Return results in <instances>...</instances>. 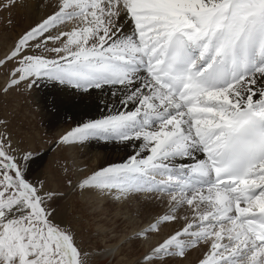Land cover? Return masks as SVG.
Here are the masks:
<instances>
[{"label": "snow or ice", "instance_id": "1", "mask_svg": "<svg viewBox=\"0 0 264 264\" xmlns=\"http://www.w3.org/2000/svg\"><path fill=\"white\" fill-rule=\"evenodd\" d=\"M25 6L0 0L7 26ZM35 6L44 15L10 43L0 33V264H102L153 236L136 264H182L192 252L197 264H264V0ZM46 88L57 93L37 100ZM19 96L29 111L108 109L52 147L99 140L131 151L90 173L65 158L53 180L38 171ZM70 197L116 205L123 219L88 208L69 219ZM140 201L166 208L122 235V224L144 215ZM169 225L178 227L165 234ZM86 230L105 243L85 248Z\"/></svg>", "mask_w": 264, "mask_h": 264}, {"label": "bare ground", "instance_id": "2", "mask_svg": "<svg viewBox=\"0 0 264 264\" xmlns=\"http://www.w3.org/2000/svg\"><path fill=\"white\" fill-rule=\"evenodd\" d=\"M33 8L36 9V6L30 5L29 10H32ZM28 17H29V14H28ZM32 17H34V16H32ZM35 17H36V15H35ZM49 93L56 94L57 90L51 89V88L41 89L38 94H34V95H35V98L37 100H40L42 96L48 95ZM61 95H63V94H61ZM99 96H100V94L96 93L94 95V97L89 98L88 103L92 104V100L95 98H98ZM29 99H31V98H29ZM105 99H107L106 96H105ZM34 111H35V116H36L35 118H37L38 122H41L42 125L44 126L42 128L41 127L38 128V130L36 129L37 130L35 132L36 138L34 139V141L35 140L38 141L39 137H41L42 140H44V139L49 140V138H51V137L58 138L59 135H61L64 131L69 130L72 127H74L78 121H80L82 119H88V118H99V116L101 114H105L108 111V109L104 108L103 105H101L99 110H97L95 107H89L85 112L84 109H71L69 106V110H67V111H61L58 114H50V113L44 111L42 106H41L40 108H38ZM74 113H75V115H74ZM51 130H53V132ZM34 141L32 143V147L36 148L38 151L41 152L42 159H43V155L47 151V148H45L44 150H40V144H38L39 142L37 144H35ZM39 141H41V140L39 139ZM130 151H131V149L126 150L122 145L114 144V143L105 144L104 142H101L99 140L90 142L84 146L78 147V148L73 149V150H65L62 148H56V150L54 151V153L52 155V158H54L52 170H53V173H55L56 175H58V177H60V169L58 168V164L65 162V158H67L69 163L74 164V171L75 172H77V173L89 172L90 173V171H88L87 165L85 168L83 167V165L85 166V164L89 161V159L93 158L92 162L94 163L93 164L94 167H92V169L95 170L101 166L108 164V163L121 162L122 160H124L126 158L127 154ZM116 157H119V159H116ZM92 162H90V163L92 164ZM38 163H39V161H38ZM86 168H87V170L84 171V169H86ZM92 169H89V170H92ZM79 202L82 204L83 203L84 204L90 203L92 212L94 211L95 213H98V216L103 215V214L108 215V213H109V214L113 215L112 219L118 218L119 215H120L119 216L120 218H123L121 211H120L118 206L112 205V204H107L103 200L92 202V200L85 201L84 199L81 198ZM134 207L144 208V215L140 217L141 219L137 218L134 222L130 223L129 225L131 226V228H130V230H127V232L125 234H127L128 232H131L134 228L146 226L147 222L149 221V219H151L152 216H155L157 214L162 213L165 209L164 208L165 205H164V207L159 206L160 208H162V210L157 211L155 214L154 212L157 208V203H153L151 205L145 206L144 203L142 202V203L135 204ZM99 208H101L103 210L99 212V210H101ZM96 209H98V210H96ZM149 211H151V212L149 213ZM145 213L148 214V216H146ZM153 213H154V215H153ZM98 216H97V218H98ZM144 216L148 217V218H145ZM151 239L149 241H145V243L147 244V242L148 243L151 242ZM103 241H105V240H103ZM147 246H149V245H147ZM120 250L121 249H119L118 252H116L114 254L115 259L118 258V255L120 254ZM110 256H113V255H110ZM121 260H123V262H121ZM121 260H119V264H133V263H135V262L131 261L130 258H127V257L125 260L124 259H121Z\"/></svg>", "mask_w": 264, "mask_h": 264}, {"label": "rangeland", "instance_id": "3", "mask_svg": "<svg viewBox=\"0 0 264 264\" xmlns=\"http://www.w3.org/2000/svg\"><path fill=\"white\" fill-rule=\"evenodd\" d=\"M45 2H47V0H45ZM30 5H32V6L36 5V0H26V6L25 7L12 10L11 19L13 20V25L11 27L7 26V24H6V20L8 19V13L0 14V33L3 34L5 43H10V41L13 38H15V36H17L20 32L25 30L30 25L34 24L36 22V20H38L40 18V16L44 15L43 9L38 10L37 8L36 9L33 8L32 10H29ZM28 14H29V17H28ZM35 15H36V17H35ZM32 16H34L35 18ZM24 99L25 98L23 96L16 97V98H14V103H16L18 106H22L23 111L28 114L27 118L30 122L31 127L36 132L38 130V128H40V127L42 128L44 126L42 125L41 122H38L37 118H35L36 117L35 111H29L28 105L23 103ZM51 131L53 132V130H51ZM39 139L41 141H39ZM39 139H38V141L35 140L34 143L37 144L39 142L38 144H40V150H44L45 148H47V151L43 155L42 163H41L38 171L44 173L45 175H48L53 180L58 181L60 177H58V175L53 173V170H52L53 169L52 166L54 163V158H52V155L57 148V147H52V141L54 139H57V138L51 137V138H49V140H45V139L42 140L41 137H39ZM50 148H51V150H49ZM116 159H119V157H116ZM92 161H93V158L89 159V161L85 164V166L83 165L84 168L87 165L88 171H90V172L92 170H94V169H92V167H94V165H93L94 163ZM90 162H92V164ZM87 168L84 169V171H86ZM89 169H92V170H89ZM86 173H89V172H86ZM80 199L81 198H77V197H70L69 198V201L67 202L69 206L66 209L67 216L69 219L73 218V215L75 212L83 210L85 208H88L89 212H92L91 207H89V205L91 206V204L90 203H86V204L83 203L82 204L79 202ZM92 202H95V201H92ZM142 202L143 201H140L138 203H142ZM138 203H136V204H138ZM164 205H165L164 203L157 202V208H156L154 213L156 214L157 211L162 210V208H160L159 206L164 207ZM164 208H166V205ZM99 209H101V208H99ZM96 210H98V209H96ZM102 210L103 209L99 210V212ZM150 212L151 211H149V213ZM154 213H153V215H154ZM145 215L148 216V214H146V213H145ZM106 216H107L106 214L105 215L104 214L99 215L97 219H103ZM111 216L113 217V215H111ZM119 216H118V218H113V220H114L113 222H115V221L119 222L120 220L123 219V218H120ZM145 218H148V217H145ZM175 227H178V225H169L168 227L164 228V233L166 234L167 232L171 231L172 228H175ZM130 228H131V226L129 224H122L121 229H120L121 234H125L127 232V230H130ZM81 236H82L83 246L85 248H89V247L94 248L98 243H105V241H103V239L93 237L90 234V230L82 231ZM158 239H160V237L153 236L151 239V242L153 241L152 243L147 242V244H146L145 242L136 241V242L124 244L123 247L120 248L121 250H120V254L118 255V258L115 259L114 255L108 256L107 258H105V260L102 262V264H119V260H121V259L125 260L126 257L130 258L131 261L135 262L133 264H136V262L141 258L143 253L148 250V247L151 244L155 243L156 240H158ZM147 245H149V246H147ZM199 255H200L199 252H192L189 255L188 259L186 261H183L182 264H197V258ZM121 262H123V260H121Z\"/></svg>", "mask_w": 264, "mask_h": 264}]
</instances>
